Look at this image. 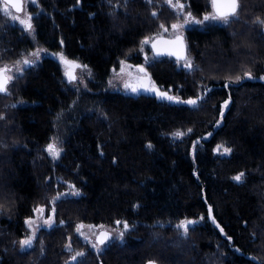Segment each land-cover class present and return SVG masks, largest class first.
Wrapping results in <instances>:
<instances>
[{"label":"trees","instance_id":"trees-1","mask_svg":"<svg viewBox=\"0 0 264 264\" xmlns=\"http://www.w3.org/2000/svg\"><path fill=\"white\" fill-rule=\"evenodd\" d=\"M36 2L43 13L30 35L0 1V65L12 67L40 43L92 75L85 89L73 87L64 66L45 57L0 92V264H75L74 250L86 253L83 264H264V25L254 22L264 0H243L240 18L227 24L189 28L193 69L170 57L147 64L156 86L180 101L109 84L121 61L144 62L145 36L181 18L165 0ZM186 4L196 18L212 11L211 0ZM245 70L254 78L228 79ZM178 130L184 135H171ZM53 136L64 149L56 161L45 148ZM57 192L55 225L22 251L25 218L41 205L51 210ZM185 218L198 221L187 237L176 227ZM117 220L130 227L103 250L76 231Z\"/></svg>","mask_w":264,"mask_h":264},{"label":"snow or ice","instance_id":"snow-or-ice-1","mask_svg":"<svg viewBox=\"0 0 264 264\" xmlns=\"http://www.w3.org/2000/svg\"><path fill=\"white\" fill-rule=\"evenodd\" d=\"M111 2V0H110ZM125 5H127L128 0H124ZM153 0H148V3L151 4ZM77 3H80V0H77ZM166 3L170 5L172 8L176 9L178 13L182 14L185 16V19L183 21H176L171 24V29L174 30V35L173 38L170 40L163 41L164 46L161 47V43L158 39H153L151 36H145L143 40L141 41V46H143L145 43H150L157 51L159 52H172L178 57H182L185 61V66L189 69H193L194 65L190 57L186 55V44L184 40V36L182 34V29L189 23V18L192 22L198 23V24H204L205 21H220L225 24L229 23L232 19H238L240 18L241 12H243L244 5H243V0H211V6L213 8L212 12H205L203 14V20H197L195 16H193L191 11L188 12H183V9L185 8V4L182 2V0H166ZM2 7L4 11L11 16L14 20H20V23H22L28 30L34 32L33 24H32V17L33 14L31 12L27 13L26 18L21 19L17 15H13L12 8H15L16 12H20L23 9V0H2ZM152 15H157V10L155 8L152 9ZM254 22H257L261 25H264V18L260 16H256L254 18ZM160 27L164 29V31H168L167 27L161 23ZM155 36V34H153ZM61 43H63V40H61ZM43 51L42 49L36 48L32 50L28 55L22 56L20 59H17L15 61V64L13 67L16 68V71L18 73L23 72V68L20 67L21 64L24 65H34L37 63V60L40 58V53ZM60 56V59L64 62L66 67H69L70 71L66 72V75L68 76L69 80L74 81L77 80V76L74 73V69L77 67L85 68L87 69V65H82L79 64L78 61L76 60H71L68 57H66L63 53L58 54ZM33 58H29V57ZM121 68L120 71L123 73L125 71L124 65L126 64V61H121ZM131 67V66H130ZM139 73H142V75H139L135 78V82L132 81H126L124 84L125 88H129L133 92H140L141 90L144 91H152L155 92L157 95H159L162 98H167L169 100L173 101H180L181 98L179 96H173L169 95L167 91H161L155 84V81L151 79V74L148 72V70L143 66V65H135L134 66ZM11 69L8 64H3L0 65V92L3 93H9V83L14 80V76L10 75ZM87 75L91 76L92 73L89 70L87 72ZM244 77L247 78H254L253 73L251 70H245L243 77L241 76H235L233 77H228L229 80H235V81H240ZM264 78V77H261ZM109 84H111V80L109 81ZM87 87V84L85 83L84 85ZM201 99L200 96H197L195 98H189L187 103L190 104H196L199 100ZM75 103V101L73 102ZM229 103V100L223 101L224 106H227ZM15 107V104L12 105ZM106 115V114H105ZM61 116V113H57V119H59ZM6 118L5 113H0V119ZM223 118V112H221V119ZM217 124L220 123L218 120L216 122ZM188 131H192L191 129H188ZM172 136H183L184 132L183 131H176L171 133ZM59 138L56 136H53L50 139V142L45 145L46 150L48 153L55 159L59 158L61 156V153L64 151L62 147L59 146ZM147 146L149 148L153 147L151 141L148 142ZM221 145H217L216 151H220ZM103 149H101V152ZM232 151L231 148L229 147H223V152L224 153H230ZM115 159V158H114ZM244 177V172L237 173L234 176V179L237 181H241L242 178ZM73 189L75 190L76 194H79V189L75 188V185H72ZM63 193H56V196L51 198V211L52 215H50L46 220L43 221V223L49 227L52 226L54 223V214L56 211L55 208V203L58 197L63 196ZM43 208L44 206H38L35 208V211L38 214L43 213ZM209 212H211L212 206L208 205ZM26 222L31 229L30 234L24 235L21 237L18 241L20 249L26 250V249H31L37 239V227L33 226L34 222L38 225L39 221L37 218L34 217H26ZM200 219H203V215H201ZM211 219L218 224V221H216L215 216H212ZM60 224H64L65 222L61 220L59 222ZM117 224L123 223V228L128 229L130 225L128 222L125 221H116ZM198 221L195 219H188L185 218L176 225L177 228L182 229L181 235L187 237L189 234V228L192 226L197 225ZM85 225L83 222L77 225L76 231L80 233L81 235L85 236L86 239L89 241H92L93 246L99 250L101 245H104L106 241L109 240V238L112 236V232L110 231H105L103 230V226H96V225H89V228H97L99 227L101 230L95 235V240L93 241V237L91 235H87L86 233L82 232L81 229H83ZM220 231H224L223 228H220ZM226 234V233H225ZM118 236L122 240L124 236L123 230L118 231ZM228 239L231 241L232 237L229 236ZM14 245L17 243V241L12 242ZM66 247L71 248V240L69 238V243L66 245ZM40 248H41V253L44 251V242L41 240L40 241ZM86 253L83 250H74V254L71 255L68 259L75 262V264H83V262L79 259L82 257H85ZM259 259V258H256ZM64 264H68V260L64 261ZM147 264H158L157 261L155 260H149Z\"/></svg>","mask_w":264,"mask_h":264},{"label":"rangeland","instance_id":"rangeland-1","mask_svg":"<svg viewBox=\"0 0 264 264\" xmlns=\"http://www.w3.org/2000/svg\"><path fill=\"white\" fill-rule=\"evenodd\" d=\"M0 1H1L2 11L10 19V21L14 25H16L18 28H20L23 32L26 33V32L29 31L28 34L32 35L34 33L33 31L28 30L22 23H20V20H14L11 16H9L4 11V9L2 7V0H0ZM165 2H166V0H165ZM174 2H175V0H174ZM182 2L185 4V8L183 9V12L186 13V12H188L186 0H182ZM32 8H35L34 9L35 11H32ZM212 11H213V9H212ZM12 12H13V15H17L21 19L26 18L27 13L31 12L33 14V17H32V24H33V21H34L35 17L40 16L43 13V8L40 7V6L38 7V4H37L36 0H25V5H24L23 12H16V10L13 9V8H12ZM180 15H181V18L178 21H183L185 19V16L182 15V14H180ZM196 19L197 20H203V17L202 18H196ZM209 24L222 25V24H225V23L220 22V21H205L204 24H198V23L192 22L190 20V18H189V23L182 29V34H186V32H187V30L189 28H193L195 26L204 28V27H206ZM167 29H168V31H164V29H162L158 35L173 36L174 35V30H172L171 27H167ZM36 48H39V49H42L43 50L40 53V58L37 60V63L41 62L42 59L45 58V57H52V58H54L55 60H57L58 62H60L64 66L65 74H66L67 71L72 70L69 67L66 68L64 62L60 59V56L58 54L59 53H63L62 51H60V50L59 51H53V50H50V49L42 46L40 43H35L34 44V47H32V49L30 50V52L32 50L36 49ZM149 49H150V51H149ZM142 50L144 52L143 55H144L145 59H144V62L141 65H143L146 68L147 64L155 59V56H154V54H153V52L151 50L150 43H145L143 45V47H142ZM29 58H33V57L30 56ZM135 65H137V64H133V63H130L129 61H126V64L124 65L125 71L123 73H121V71H120V68L121 67L113 73V76L110 79L111 80L110 87L111 88L113 87L115 90L122 91V92H125V93L130 92V89L129 88H125L124 87L125 82L126 81L135 82V78L137 76H139V75H142V73H139L138 70L134 67ZM20 67H22L23 68V71H24L26 69L27 65L21 64ZM10 69H11V71H10L9 74L10 75H13L14 76V79L19 74H21V73H18L16 71V68L13 67V65H12V67H10ZM88 71H89L88 67H87V69L81 68V67L75 68L74 69V73L77 76V80L71 81L72 86L73 87H77V88L85 89L86 87L84 85H85V83L86 84L88 83V78H89V75H87V72ZM11 82H13V81H11ZM222 151H223V149H222ZM57 159L58 158H55V159L53 158L54 161H56ZM50 215H52V211L49 210V209H47L45 206L43 208V213L42 214H38L35 211V214H34L33 217L34 218H37L38 221H39V224L38 225L35 222L33 224V226L37 227V236H38V234H39V232H40V230L42 228H51V227H53L55 225V223H56L55 216H54V223L52 224L51 227H49V226H47V225H45L43 223V221L46 220ZM88 226L89 225H85V227L82 229V232L86 233L87 235H91L93 237V241H94L95 240V235L100 231V228L99 227H97V228H89ZM99 226H103V228H107V229H109L113 233V238L108 243H106L105 245H101L99 250H103L107 245H109L113 241H116V240H119L120 241L121 239L118 236V231L123 230L124 236L126 234V231H125L126 229L123 228V224H117L116 226H113V227L104 226V225H99ZM28 228H29V226H28ZM29 230H30L29 232H31V229L30 228H29ZM80 236L84 240L86 239L85 236H83L81 234H80ZM124 236H123V239H124ZM87 242H89L90 246L93 249L97 250L93 246L92 241H89L88 240Z\"/></svg>","mask_w":264,"mask_h":264},{"label":"water","instance_id":"water-1","mask_svg":"<svg viewBox=\"0 0 264 264\" xmlns=\"http://www.w3.org/2000/svg\"><path fill=\"white\" fill-rule=\"evenodd\" d=\"M24 5H25V0H23V9H22V11H20V12H23V10H24ZM13 9H15V8H13ZM184 36V35H183ZM173 38V36H167V35H157V36H155L153 39H158L159 41H160V43H161V47H163L164 46V44H163V41H166V40H170V39H172ZM184 40H185V44H186V55L189 57V55H188V45H187V40H186V38H185V36H184ZM150 47H151V49H152V52H153V54H154V56L155 57H157V58H164V57H171V58H173V59H175V60H177V61H184V59L182 58V57H178V56H176L174 53H172V52H159V53H157V51L155 50V49H153V47H152V45L150 44ZM161 90V89H160ZM162 91V90H161ZM133 92V91H132ZM209 92V89L207 90V93ZM3 93V92H2ZM137 93V92H136ZM138 93H147V94H154V95H157L155 92H152V91H144V90H141L140 92H138ZM169 93V92H168ZM169 95H171L170 93H169ZM160 99H166L167 100V98H162V97H160L159 95H157ZM202 98V97H201ZM201 100V99H200ZM103 230H105V231H110L109 229H103ZM111 232V231H110ZM112 236H113V234H112ZM112 236L109 238V240L108 241H110L111 240V238H112ZM108 241H106L105 243H107Z\"/></svg>","mask_w":264,"mask_h":264},{"label":"bare ground","instance_id":"bare-ground-1","mask_svg":"<svg viewBox=\"0 0 264 264\" xmlns=\"http://www.w3.org/2000/svg\"><path fill=\"white\" fill-rule=\"evenodd\" d=\"M213 9V8H212ZM184 35V34H183ZM185 36V35H184ZM186 38V37H185ZM187 40V39H186ZM187 45H188V43H187ZM152 50V49H151ZM223 53V52H222ZM188 55H189V48H188ZM156 59H158L157 57H155ZM164 58H166V57H164ZM171 58V57H170ZM173 59V58H172ZM180 62H185V61H180ZM202 82V81H201ZM213 101V100H212ZM54 133V132H53ZM48 242V241H47Z\"/></svg>","mask_w":264,"mask_h":264}]
</instances>
